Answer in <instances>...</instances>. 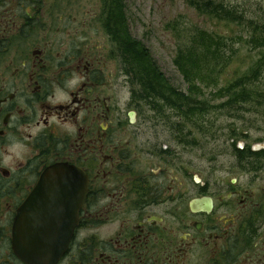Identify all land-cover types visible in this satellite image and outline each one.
Returning <instances> with one entry per match:
<instances>
[{"label": "flooded vegetation", "instance_id": "flooded-vegetation-1", "mask_svg": "<svg viewBox=\"0 0 264 264\" xmlns=\"http://www.w3.org/2000/svg\"><path fill=\"white\" fill-rule=\"evenodd\" d=\"M108 9L0 0V264H264L262 152L250 165L232 151V166L213 158L200 173L184 156L193 129L174 128L188 121L162 118L136 91ZM65 165L76 178L41 187ZM16 228L32 238L30 258L15 250Z\"/></svg>", "mask_w": 264, "mask_h": 264}, {"label": "rangeland", "instance_id": "rangeland-1", "mask_svg": "<svg viewBox=\"0 0 264 264\" xmlns=\"http://www.w3.org/2000/svg\"><path fill=\"white\" fill-rule=\"evenodd\" d=\"M222 1L240 16L264 24V0ZM125 4L129 18V32L132 37L149 48L148 50L159 64L168 82L184 91L189 90V84L175 65L177 51L199 29L211 32L227 30L228 27L230 29V26H227L228 23L223 20H211L199 14L191 5L190 0H126ZM231 26L234 28L233 38L228 37L224 41L226 44L221 50L223 58L214 72L216 76L221 77V81L214 82L219 85H223V77L228 79L235 77V72L239 73L238 75L245 74L259 58L258 46L250 41L251 33L247 25L242 27L231 24ZM132 60L134 59L130 61ZM256 86L262 92L255 97V99L260 98V102L247 104L243 110L211 109L206 115L197 118L196 125L192 126L193 137L196 141L195 149H192V154L191 149H188L189 153L184 156L188 158L192 156L197 160L200 173H208L209 162L213 158L220 168L224 166L223 162L227 163V161L232 166L234 162L233 140L241 147L245 142L251 144L253 148L256 145H262L264 148V112L249 109V107L264 108V68L259 79L256 80ZM214 90L213 87L205 89V97L210 101L211 106L217 104L212 96ZM165 111L166 114L162 118L168 119L169 122L181 119L173 109L165 108ZM169 132L170 129L163 126L160 131L162 138L167 139L170 136ZM146 134H151V132ZM244 134L245 138L242 137ZM172 143L175 142L172 140ZM235 175L238 174L231 167L230 176ZM116 226L117 224H109L103 227V236L109 235Z\"/></svg>", "mask_w": 264, "mask_h": 264}, {"label": "trees", "instance_id": "trees-1", "mask_svg": "<svg viewBox=\"0 0 264 264\" xmlns=\"http://www.w3.org/2000/svg\"><path fill=\"white\" fill-rule=\"evenodd\" d=\"M104 1L106 4L110 3L111 8V10L104 11V27L121 50L125 66L132 75L136 91L145 96L147 101L157 104V109L163 115L162 117L166 114L165 108L173 109L182 120L188 121L183 124H175V129L183 128L185 125L192 128L196 125L197 118L206 115L211 109L243 110L245 105L261 101L260 98L255 99V97L262 93L256 86V80L259 79L264 68V24L240 16L226 6L222 0H190L191 5L199 14L211 20H223L228 23L227 26L229 25L230 29L228 27L227 30L212 32L199 29L177 51L175 65L189 84V90L184 91L168 82L159 64L148 50L149 48L132 37L129 32L126 0ZM231 24L242 27L247 25L249 33H251L250 41L258 46L259 58L245 74L238 75L239 73L235 72V77L229 79L223 77V85H219L214 82L221 81V77L216 76L214 72L223 58L221 50L226 44L224 41L228 37L233 38L234 28ZM131 59L134 60L131 62ZM206 87L215 89L212 96L217 104L211 106L210 101L205 97ZM249 109L264 112V108L260 107H249ZM180 133L184 134V132ZM242 137L245 138L246 135L244 134ZM187 139L189 142L193 141L190 138ZM233 145V152L236 154L245 152L239 156L247 160L250 165L258 161L255 157L258 158L259 152H262V157H264V148L254 150L249 144L247 150H244L235 142ZM244 166L247 165L244 164Z\"/></svg>", "mask_w": 264, "mask_h": 264}, {"label": "water", "instance_id": "water-1", "mask_svg": "<svg viewBox=\"0 0 264 264\" xmlns=\"http://www.w3.org/2000/svg\"><path fill=\"white\" fill-rule=\"evenodd\" d=\"M263 146L262 145H256L253 149L254 150H260L262 149ZM55 175H70L71 178H76L77 175H78V171L75 170L74 168L72 167H69L67 165L65 166H56V167H53L52 169H50L44 176L42 182H41V187L45 186L47 183H49L51 180L50 178L52 176H55ZM82 174H81V178H82ZM71 183H73V180H71ZM62 188H64L63 186H61ZM74 188H75V185H72L71 186V192L74 191ZM57 190V189H56ZM55 190V191H56ZM77 192L79 193V188L77 190ZM86 188L83 187L79 197H78V201L80 203H83L84 200H85V195H86ZM31 200V198H30ZM29 200V207H32L31 206V201ZM79 207V205H73L72 206V210L73 209H77ZM24 221L26 222V217L24 218ZM25 243V244H24ZM33 243H32V238L26 236L25 234H22L18 228L15 229V232H14V246H15V250L17 253L21 254L22 256H25V257H31V252L28 251V252H25V250L23 249L24 247L26 246H32ZM67 246H68V240H67ZM61 255L60 251L59 250H56L55 251V258L57 259L59 256ZM29 262H31V260H29ZM48 262H52L51 260H49Z\"/></svg>", "mask_w": 264, "mask_h": 264}]
</instances>
